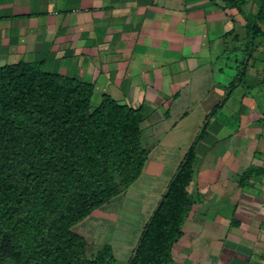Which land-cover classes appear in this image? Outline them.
<instances>
[{
	"label": "crops",
	"instance_id": "0c3cea01",
	"mask_svg": "<svg viewBox=\"0 0 264 264\" xmlns=\"http://www.w3.org/2000/svg\"><path fill=\"white\" fill-rule=\"evenodd\" d=\"M233 2L0 0V66L39 62L142 109L139 176L75 225L90 252L126 262L194 143L173 264H264V0Z\"/></svg>",
	"mask_w": 264,
	"mask_h": 264
},
{
	"label": "trees",
	"instance_id": "16d2710c",
	"mask_svg": "<svg viewBox=\"0 0 264 264\" xmlns=\"http://www.w3.org/2000/svg\"><path fill=\"white\" fill-rule=\"evenodd\" d=\"M250 32L260 34L256 23ZM93 97L91 83L39 62L0 66V264H117L109 244L90 252L74 227L139 176L143 112L107 94L92 106ZM194 155L193 143L124 264L174 263Z\"/></svg>",
	"mask_w": 264,
	"mask_h": 264
},
{
	"label": "rangeland",
	"instance_id": "374dc122",
	"mask_svg": "<svg viewBox=\"0 0 264 264\" xmlns=\"http://www.w3.org/2000/svg\"><path fill=\"white\" fill-rule=\"evenodd\" d=\"M97 98L96 97H93L92 99H91V104H92V106H94L96 103H97ZM255 102H257V103H260L261 102V104H263V106H264V96H262V98H261V100H260V102H259V98L258 99H256V100H254ZM264 110V109H263ZM113 204V205H112ZM108 206H116L114 203H110ZM74 231H76V227H74ZM89 252V251H88ZM117 264H121L119 261L117 262ZM188 264H191V262H189Z\"/></svg>",
	"mask_w": 264,
	"mask_h": 264
}]
</instances>
